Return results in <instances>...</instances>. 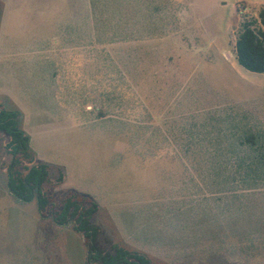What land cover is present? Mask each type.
Instances as JSON below:
<instances>
[{"label":"rangeland","instance_id":"374dc122","mask_svg":"<svg viewBox=\"0 0 264 264\" xmlns=\"http://www.w3.org/2000/svg\"><path fill=\"white\" fill-rule=\"evenodd\" d=\"M4 1L0 57L24 50L43 67L19 92L10 72L1 85L43 156L113 200L93 221L97 247L152 264H264V74L244 69L234 47L242 21L264 29V0ZM53 32L83 49L37 52ZM51 53L83 66L54 69ZM9 141L0 134V187ZM50 173L46 189L60 198L63 171ZM22 247L21 260L0 250V264H32Z\"/></svg>","mask_w":264,"mask_h":264},{"label":"crops","instance_id":"0c3cea01","mask_svg":"<svg viewBox=\"0 0 264 264\" xmlns=\"http://www.w3.org/2000/svg\"><path fill=\"white\" fill-rule=\"evenodd\" d=\"M6 13L7 1L0 0V31L2 30L3 23L5 22ZM69 34H82V30L70 31ZM52 35V41L51 39H45L48 40L46 43H44L45 40H42L41 38L38 39L40 40V42H43L41 44H43L44 46L38 48L37 50L35 48L38 45H34V49H32V52L34 50H37V52L41 54L42 52H66L67 50H73V48L75 50L83 49V46H64L63 44H60V40L56 38L58 35L57 32H53ZM0 48H4L1 43ZM23 52L24 50H22L21 55L11 56V60L7 57L5 59L0 57V107L6 110L20 111V113L22 114V127L24 131L30 136V146L32 152L36 155L39 161L48 164V166L50 167L57 166L62 169L64 174V182L62 186L65 190H72L92 197L100 205V212H107L109 214H112L113 211L111 205L113 203V200H111L110 202L101 200V194H99L97 191V180L91 182L90 185L72 183V179L68 174V169L66 168V166L64 168L61 165L59 166L49 162L47 158L43 156V147L38 143H32L33 137L30 134L31 127H27L29 126L27 119L28 114L24 112L19 103L14 101L15 98L8 92L7 88H4L1 85L2 83H4L10 72L12 73L13 77L12 81L16 84L17 90L19 92V87H21L20 85L24 84L27 77H35L36 69L40 70L43 67V61H33V59H31L29 56H25ZM25 57H27L28 61H25ZM50 57L52 61L48 62V66H51L54 69L83 66L82 61L80 63H77L78 60L72 61L71 59H69L72 58V56H70L68 59L64 57L65 59H61L60 61H58V58L62 56H60L59 54L56 55L51 53ZM44 66L46 67V64ZM51 74L52 78L56 77V71L53 73L51 72ZM86 74L88 73L86 72ZM2 99L5 100V102L2 103ZM9 103H12V105L10 106ZM97 161L98 160L96 158L95 160H93V163L96 165V163H98ZM93 171L94 173H96V171L98 172L96 168H94ZM109 180L110 182L108 184L112 182L111 179ZM83 182L85 183V180H83ZM104 189L107 188L104 187L103 189H101V191H103ZM0 192L3 196V201L0 200V245H2L3 247H1L0 250L8 249L7 252L8 254H10V258L14 256L17 259L21 260L23 257L19 256L17 253H14L13 250H16L19 247L23 246L22 248H25V250L28 251L26 254L30 261H32V264H90L88 261L89 250L84 236L77 232L72 225L59 226L51 219L42 218L35 202L25 203L15 198L8 189L7 173L6 182L4 186L2 185L0 187ZM25 223L33 228V230L27 231ZM119 235L121 236L120 233ZM61 246L67 247L68 250L62 248ZM77 248H79L81 251V257L79 262L76 263L74 262L72 251L75 252L74 250H76ZM60 249H64L65 251H60Z\"/></svg>","mask_w":264,"mask_h":264},{"label":"trees","instance_id":"16d2710c","mask_svg":"<svg viewBox=\"0 0 264 264\" xmlns=\"http://www.w3.org/2000/svg\"><path fill=\"white\" fill-rule=\"evenodd\" d=\"M262 17L264 25V14ZM234 47L238 63L244 69L264 74V29L256 30L251 21H242ZM0 133L10 139L6 146L12 156L7 166L10 193L21 202H35L42 218L51 219L59 226L72 225L85 238L90 264H152L149 256L137 250L114 246L113 254H106L97 247L98 229L93 221L101 207L92 197L64 190L59 198L46 189V185L52 184L50 166L32 152L20 111L0 107ZM248 141L255 144L253 137ZM63 182L64 174L57 183Z\"/></svg>","mask_w":264,"mask_h":264}]
</instances>
